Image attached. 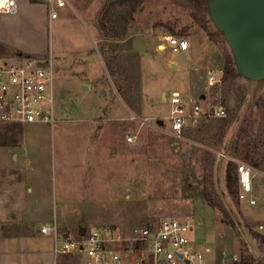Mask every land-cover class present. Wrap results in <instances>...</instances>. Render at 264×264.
Wrapping results in <instances>:
<instances>
[{"label": "rangeland", "instance_id": "obj_1", "mask_svg": "<svg viewBox=\"0 0 264 264\" xmlns=\"http://www.w3.org/2000/svg\"><path fill=\"white\" fill-rule=\"evenodd\" d=\"M67 1L59 18L50 21L47 0H40L39 20L34 22L43 35L46 53L52 52L56 72L54 107L58 122L53 128L29 124L22 135L31 159L39 157L44 167L41 183L44 207L48 208L43 219L51 222L57 218L62 201L74 198L66 193L73 189L76 178L63 170L59 129L80 123L85 126L80 135L86 136L82 148L85 175L78 178V201H84L83 210L62 234L78 236L81 224L84 229L115 227L128 231L150 222L190 219L196 243L213 250L212 260L217 256V261L221 250L258 258L263 248L254 234L264 225V165L254 167L240 156L246 147L259 144L260 120L264 118L259 98L264 99V81L253 83L235 76L225 84L208 87L209 72L223 69L225 59L232 56L208 13H204L208 0H145L129 20L125 39L114 50L119 62L113 75L105 64V50L111 42L103 38L98 27L110 0ZM195 17L206 21V29ZM173 34L193 42L188 52L178 55L170 49L163 53L158 50L159 44L166 46L163 38ZM3 57L20 61L14 53ZM172 60L183 63L184 73L171 68ZM89 78L101 79L98 90L86 91L83 86H94ZM196 82L202 86L196 88ZM164 91L168 97L179 92L203 106L222 103L228 116L206 119L197 128L188 129L184 140H178L165 133L171 124L166 119L170 104ZM126 101L134 103L132 112L123 108ZM118 115L128 120L118 122ZM158 122H164L163 126ZM100 124L107 128L98 130ZM246 127L247 133H243ZM122 135L135 139L131 144L126 142L127 152L124 149L116 159L115 145ZM237 146L240 153L235 158ZM219 154L255 170L256 205L228 194L229 160ZM205 191L211 203L203 197ZM62 264L75 261L66 258Z\"/></svg>", "mask_w": 264, "mask_h": 264}, {"label": "built area", "instance_id": "obj_2", "mask_svg": "<svg viewBox=\"0 0 264 264\" xmlns=\"http://www.w3.org/2000/svg\"><path fill=\"white\" fill-rule=\"evenodd\" d=\"M68 5L67 0H47L50 21L60 16ZM18 11L15 0H0V14L15 15ZM165 50L183 54L190 50L187 39L173 35L165 36ZM19 62L0 57V124H45L51 128L58 120L55 116V62L52 52L47 57H19ZM223 69L209 72L208 87L222 83ZM203 99H205L203 97ZM170 104L171 130L165 133L185 139L188 129L197 128L206 119H226L227 109L219 104L201 105L192 98L173 92L167 99ZM145 123V122H143ZM164 124V122H163ZM163 126V125H162ZM134 137L126 136L131 144ZM237 165L239 200L249 205L257 204L253 196L255 170L240 161L219 154ZM195 226L190 219H166L159 222L134 226L128 231L115 227H88L84 235L64 237L56 223L45 226L41 232L52 236L56 264L61 256H70L75 264H247L242 254L221 250L213 256L209 246H199L193 237ZM264 239V225L255 231ZM263 251L252 264L264 260Z\"/></svg>", "mask_w": 264, "mask_h": 264}, {"label": "crops", "instance_id": "obj_3", "mask_svg": "<svg viewBox=\"0 0 264 264\" xmlns=\"http://www.w3.org/2000/svg\"><path fill=\"white\" fill-rule=\"evenodd\" d=\"M15 1L18 7L15 15L0 14V57L12 55V53L17 57H32L31 54L39 58L47 57L50 52L46 53L47 50L42 43L43 35H39L37 25L34 23L39 20L38 3L32 4L31 0ZM192 45L193 42H191L190 48ZM160 48H164V45L159 44L158 50ZM118 62L117 60L116 63L118 64ZM170 63L171 68L176 67L179 73H184L181 61L172 60ZM89 79L94 86H83L87 87L86 91H91V88L98 90L101 79ZM198 85L202 86L196 82L195 87L197 88ZM164 94L168 99L165 91ZM140 104H138L139 107ZM133 105V102L126 101L123 103V108L132 112L130 107ZM117 109L120 107L114 109L115 114ZM116 120L123 122L128 119L125 120L118 115ZM28 125L0 124V264H54L53 238L43 234L41 229L56 223L61 232L72 226L74 222L76 223L77 217L79 218L80 215L79 212L83 210L84 201L82 203L78 201V196L81 193L78 178L85 175L82 148L86 136L80 135V131L85 126L78 123L62 126L59 129L64 153L62 157L63 170H66V173L72 172V176L76 178L72 185L73 189L66 193L73 195L74 198L64 199L59 208L60 214L49 222L42 217L44 209L48 208L47 205L44 207V189L41 183L44 167L40 164L39 157L31 159L28 142L22 138ZM92 127L94 128V126ZM106 128L105 125H97L98 130L102 131ZM124 149L127 152L126 136L122 135L118 144L115 145L116 159L118 156L120 158ZM81 226L84 224H81L80 228ZM64 233L66 234V232ZM65 234L62 236L74 237ZM61 257L59 264H62L66 258L73 259L70 256Z\"/></svg>", "mask_w": 264, "mask_h": 264}, {"label": "water", "instance_id": "obj_4", "mask_svg": "<svg viewBox=\"0 0 264 264\" xmlns=\"http://www.w3.org/2000/svg\"><path fill=\"white\" fill-rule=\"evenodd\" d=\"M124 0H110L107 4ZM207 13L215 30L230 49L241 77L253 83L264 81V0H208ZM115 50L117 43L108 45ZM165 52V48H160ZM87 89V87H85ZM160 126L163 122H158ZM81 226V235H84Z\"/></svg>", "mask_w": 264, "mask_h": 264}, {"label": "trees", "instance_id": "obj_5", "mask_svg": "<svg viewBox=\"0 0 264 264\" xmlns=\"http://www.w3.org/2000/svg\"><path fill=\"white\" fill-rule=\"evenodd\" d=\"M144 1L145 0H124L122 2H117L115 4H112L110 7H108L106 3L98 19V27L100 29V32L103 38L108 40L109 42H115V43H118L119 41L124 40L129 20L131 19L133 14L138 10V8L144 3ZM38 2L39 0H31L32 4H37ZM203 8H204V13L207 14V6L205 3L203 5ZM200 19L195 17V21L199 22L201 27L206 29V26H207L206 21L202 20L203 18H200ZM216 34L218 36L223 37L219 33H216ZM173 36H176V35L173 34ZM115 54L116 52H114L113 50H110L109 48L105 50V55H106L105 64H106L107 70L112 75L114 74V65L116 64ZM223 71H224V76L222 79V84H225L231 81L232 79H234L235 76H240V74L238 73L236 69L232 56H229L225 59ZM247 128L248 127H246L243 130V133H247ZM245 149L247 150L240 157H242L245 161L250 162L254 167L259 168L262 165V163H259L256 160V147L254 148L246 147ZM239 153L240 151L237 146L235 155H234L235 158L238 157ZM242 153L243 152H241V154ZM226 187H227L228 194L231 197L239 198L240 191H239V185H238L237 165L230 161L226 165ZM203 197L208 202L211 203V199L209 197L208 191L204 192ZM231 225L234 226L233 223H231ZM254 237L257 240H259L261 247H263L264 239L258 234H254ZM242 254L247 264H252L256 260V257L254 254H247V253L244 254V252H242ZM259 264H264V260L261 261Z\"/></svg>", "mask_w": 264, "mask_h": 264}, {"label": "flooded vegetation", "instance_id": "obj_6", "mask_svg": "<svg viewBox=\"0 0 264 264\" xmlns=\"http://www.w3.org/2000/svg\"><path fill=\"white\" fill-rule=\"evenodd\" d=\"M259 98V107L264 111V99ZM261 132L259 133V144L256 146V160L264 165V118L260 120Z\"/></svg>", "mask_w": 264, "mask_h": 264}]
</instances>
